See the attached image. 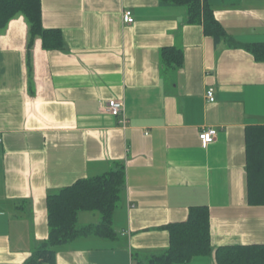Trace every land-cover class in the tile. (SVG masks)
Listing matches in <instances>:
<instances>
[{
    "label": "crops",
    "instance_id": "obj_1",
    "mask_svg": "<svg viewBox=\"0 0 264 264\" xmlns=\"http://www.w3.org/2000/svg\"><path fill=\"white\" fill-rule=\"evenodd\" d=\"M206 1L239 47L160 0H42L44 28L63 35L56 50L40 37L29 47L23 16L0 30V264H25L48 240L49 196L118 167L126 183L114 235L57 247L56 264H147L193 207L209 210L212 253L185 264L264 246L246 146L247 129L264 126V62L241 47L264 44V0ZM125 9L134 24L123 23ZM167 48L182 54L179 66ZM110 100L125 102L126 128L104 110ZM204 128L218 132L208 146ZM101 222L97 211L78 215L79 229Z\"/></svg>",
    "mask_w": 264,
    "mask_h": 264
},
{
    "label": "trees",
    "instance_id": "obj_2",
    "mask_svg": "<svg viewBox=\"0 0 264 264\" xmlns=\"http://www.w3.org/2000/svg\"><path fill=\"white\" fill-rule=\"evenodd\" d=\"M166 6H185L191 23L201 22L205 33L216 42L225 40L239 47L216 20L206 0H160ZM18 16L28 23L31 47L33 39L40 37L45 50L61 49L64 45L60 30L43 26L42 0H0V30ZM259 62H264V44L242 45ZM173 55V56H172ZM166 61L179 66L182 54L165 49ZM174 57L173 58H171ZM249 202L264 205V126L251 127L246 133ZM126 183L124 167L95 178H86L66 187L47 199L48 240L38 247L25 264H56V248L76 239L89 236L112 237L114 213L120 203ZM81 211H97L102 222L97 226L78 228ZM171 244L161 256L147 264H185L200 256L212 253L210 213L207 207H193L186 222L167 227ZM217 264H264V246H227L216 252Z\"/></svg>",
    "mask_w": 264,
    "mask_h": 264
},
{
    "label": "built area",
    "instance_id": "obj_3",
    "mask_svg": "<svg viewBox=\"0 0 264 264\" xmlns=\"http://www.w3.org/2000/svg\"><path fill=\"white\" fill-rule=\"evenodd\" d=\"M122 19H123V23L126 25H131L135 23V19L133 17L132 11L128 9L123 10ZM206 98L210 102L215 101L213 89L207 90ZM103 108L107 112V114H110L115 118H118L123 128H126L127 117L125 111V102L123 100H110L103 105ZM217 133H218L217 130L214 128H204L201 131L199 138L205 146H208L215 142ZM1 143H2V139L0 138V144Z\"/></svg>",
    "mask_w": 264,
    "mask_h": 264
}]
</instances>
